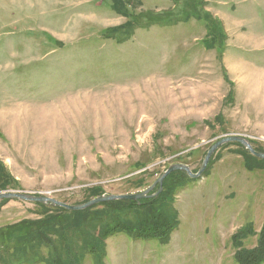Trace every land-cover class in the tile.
I'll use <instances>...</instances> for the list:
<instances>
[{"label": "rangeland", "instance_id": "1", "mask_svg": "<svg viewBox=\"0 0 264 264\" xmlns=\"http://www.w3.org/2000/svg\"><path fill=\"white\" fill-rule=\"evenodd\" d=\"M124 1L161 21L121 41L112 0H0V192L81 205L144 192L173 164L196 173L225 137L264 153V0ZM245 151L223 144L186 174L168 244L118 234L106 264H236L264 223V169L249 171ZM41 213L1 200L0 227Z\"/></svg>", "mask_w": 264, "mask_h": 264}, {"label": "trees", "instance_id": "2", "mask_svg": "<svg viewBox=\"0 0 264 264\" xmlns=\"http://www.w3.org/2000/svg\"><path fill=\"white\" fill-rule=\"evenodd\" d=\"M112 1V10L127 19L125 24L111 29L125 34L121 41L137 28L161 21H141L129 13L124 0ZM245 152L244 164L249 171L264 169V159ZM188 179L184 171H175L166 177L156 197L107 201L83 210L35 203L42 210L40 219H23L0 227V264H106L107 240L118 234L134 241L156 240L166 245L180 225L175 195L186 187ZM250 227L247 225L232 236L233 245L240 247L243 240L253 235ZM234 257L236 264L264 263V223L257 245L238 249Z\"/></svg>", "mask_w": 264, "mask_h": 264}, {"label": "water", "instance_id": "3", "mask_svg": "<svg viewBox=\"0 0 264 264\" xmlns=\"http://www.w3.org/2000/svg\"><path fill=\"white\" fill-rule=\"evenodd\" d=\"M236 142L240 144L243 148H245L251 155L259 158L264 159V153L256 151L253 146L250 144V142L243 136L235 135V136H229L222 138L215 142L207 151V154L202 162L201 168L196 172L193 173L190 168L183 164H173L169 166L164 172L160 174V176L157 178V180L153 183V185L145 190L144 192H141L139 194H127V195H108V196H100L93 200H90L87 203L81 204V205H68L66 203L57 201L53 198L49 197H43V196H36L30 193L26 192H17V191H4L0 192V201L1 200H20L25 202H32V203H40V204H48L51 206H59L62 208H65L67 210H83L86 208L91 207L92 205L107 202V201H115V200H130V201H138L140 199H144L146 197H151L149 193L153 191L155 186H159V191H162V184L164 179L169 176L171 173L175 171H184L188 177L190 178H198L202 175L203 171L206 169L208 162L212 155L216 152L217 149H219L223 144ZM157 195V194H156Z\"/></svg>", "mask_w": 264, "mask_h": 264}, {"label": "crops", "instance_id": "4", "mask_svg": "<svg viewBox=\"0 0 264 264\" xmlns=\"http://www.w3.org/2000/svg\"><path fill=\"white\" fill-rule=\"evenodd\" d=\"M255 21H256L258 27L261 25H264V23H262V20L259 18H256Z\"/></svg>", "mask_w": 264, "mask_h": 264}]
</instances>
